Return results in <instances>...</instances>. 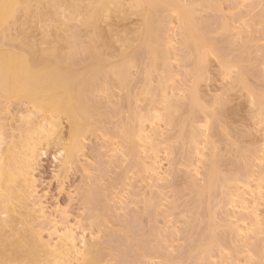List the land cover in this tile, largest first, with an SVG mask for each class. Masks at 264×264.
Returning a JSON list of instances; mask_svg holds the SVG:
<instances>
[{
  "label": "rangeland",
  "instance_id": "obj_1",
  "mask_svg": "<svg viewBox=\"0 0 264 264\" xmlns=\"http://www.w3.org/2000/svg\"><path fill=\"white\" fill-rule=\"evenodd\" d=\"M180 3L186 8L191 9L192 6L193 14L192 11L190 14L198 21H195V24L199 30L194 27L195 25L190 27L201 32L200 38L203 39L204 36L209 42L215 40L213 49L211 48L214 54L210 53L207 59L203 55L204 52L201 53L203 48L197 51L198 46L195 47L196 52L203 55L201 59L206 60L202 78L199 80L196 78V83L194 73H191L190 69L195 68V63L199 62L195 61L198 55H194L195 52L191 53L193 55L188 54L185 47L187 48L189 43L184 45L188 42L184 41L188 37H182L184 32L181 30V21L189 14L184 16L183 12L180 16L179 11L164 7L159 11L160 15L165 16H160L164 20L160 21L162 24L159 23L160 30L157 27L162 35L158 34V41L161 39L158 45L160 44L161 48H158V53L156 51V57L166 52L167 63H164L165 68L161 70L157 67L158 70L150 71L151 74L148 72L150 70L148 57H145L148 51L147 53L144 51L142 47L144 45L138 46L131 35V32L138 29L140 19L133 15L126 20L108 21L107 26L104 27L109 31L111 42H109L110 48L105 49V52H116L121 49L122 42L125 41L121 40L126 37L130 41H125L129 44L124 45L133 44L130 55L134 63L126 74L129 75L126 77L129 83L123 82L122 84L127 86L121 84L122 86L117 88L113 85L108 86L112 91L102 89L98 85L94 90H89L90 93L86 94L87 100L91 107L92 105L98 107L97 114L103 117L98 116V119L95 115L96 128L80 135L77 141L79 149L77 151V147L73 149L75 152L70 154L69 163L64 162L66 152L62 146L66 141L65 138L69 137L67 136L69 125L64 117L58 120L60 126L57 124L61 134L59 132L57 136L56 134L52 136L56 138L46 139L47 136L41 137L42 135L37 132L39 129L42 130V125L47 127L48 120L44 114H34L36 112L33 109L31 111V106L18 101L8 104L5 112L4 108L7 107H2L4 104L1 103L0 128L4 130L2 131L4 135L0 132L4 139L3 142L0 138L1 150L7 148L5 145L8 142V146L12 143V138L14 140H17L18 136L19 139L24 138L21 137L25 134L23 131L27 132L29 129L30 134L33 135L36 131H33L34 127L40 126V128L36 127L35 132V135L39 133L41 138L36 135L38 140L40 138L38 145L40 148L38 155L35 154L38 158H34L36 161L33 159L35 162L32 163L34 164L32 166L34 169L31 170L32 198L26 202L30 204L27 205L29 207L36 204L37 209L34 207V212L41 213H33V216L36 215L35 217L38 218L33 220L35 222L31 227L34 231H39L42 243L57 245L61 241L60 235L64 238L66 232L74 234L71 235L74 244L80 242L82 239L80 236H84L86 242H89L86 244L91 246L100 264H264V122L259 120L261 117L256 116L258 106L255 107L256 104L250 96L253 94L249 92V95L247 92L251 90L243 87V90L239 89L241 86L238 84L237 87L235 82L239 72L243 71L245 76L243 79L248 87L254 89L255 94L257 91L260 98L264 97L261 95L264 94V0H180L179 7L183 5ZM78 25L72 24V33L70 30V34L75 38L69 36L70 39L74 38L72 42L71 40L70 43L68 42V45L71 44L69 46L71 50L69 49V54L67 53L69 61L75 59L80 62L87 55V37ZM222 25L225 29L221 27ZM28 27V35L39 41L42 34L38 29L39 25L33 23ZM198 40L197 43L201 41ZM193 45L198 44L195 42ZM190 47L192 48L191 45ZM136 48L139 50L136 51ZM187 49L190 50L189 47ZM192 49L195 51L194 48ZM163 50L164 52L159 55ZM79 58L81 59L78 61ZM142 61V65L144 63L146 65L144 69L140 66ZM221 61H228L227 64L231 65L228 68L230 70L226 72L227 75L220 70L223 64ZM157 63L153 66L156 67ZM235 65L240 66L237 68ZM196 70L193 71L197 72ZM146 72L150 77L147 73L146 77L149 80H146L145 84L146 78L143 77ZM160 79L163 81L160 84L164 90L162 91L164 95L160 93L164 96L162 98L171 102L172 105L169 104V107L173 106L172 109L176 107L179 110L178 112L176 109L178 115L176 112L173 115L174 110L167 106V110H171L170 115L172 113L175 116L174 119L177 118L176 116L183 118L187 115V109H190L188 101L194 93L189 89L194 88L193 83L196 85L193 103L194 105L198 103V106H194V110L191 108L195 112H192L195 118L187 120L185 118L181 122L182 128L185 120L187 123L189 121L183 126L184 133L181 131L178 135L184 138V140L179 138L180 143L175 140L181 129L178 128L180 121L173 123L172 126L169 122L173 117L172 120L169 118L171 121L168 120V123L165 120L167 116L163 118V113L167 114L168 111H163L166 106L163 102L160 103V91L155 94V99L152 97L153 101L149 98L150 94L148 97L143 93L149 91V84L151 90ZM109 80L111 81L110 78ZM106 92H109V95ZM190 93L191 96H188ZM263 97L261 100L264 99ZM95 106L94 108L97 109ZM107 111L111 112V115ZM105 112L108 114L106 117ZM29 116L36 118L31 120ZM136 116L140 117L141 121L137 122ZM25 118L33 122L31 123L34 125L33 129L31 124L27 129L29 126L27 123L26 126H22L23 129L19 127L26 122L23 120ZM42 121L46 124H41ZM190 121L192 123L194 121L193 124L191 123L194 128L193 133L187 131L191 126ZM175 124L178 130L175 129ZM20 131L24 133L21 136ZM185 132H188L187 135ZM30 134L26 136L32 137ZM194 134L197 138H191L190 141L188 136ZM43 138L46 139L44 142ZM60 138L63 139L60 141ZM67 140L69 141V138ZM212 163L216 164L214 167H219L217 170L215 168L218 176L217 179L214 178L215 183L212 180L215 184L214 191L213 188L207 190L208 197L211 194L208 199L211 202L209 201L210 205L208 203L206 207L204 203L207 196L204 193V196L203 194L200 196L202 193L200 188L204 190L206 187V178L210 177L214 168L209 167ZM224 175L225 180L232 187L224 188L227 184L225 182L220 191L223 180L221 178H224ZM189 183L192 186H189ZM223 188L228 191L235 188L232 191L236 194H231L233 199H230L232 198L230 195V200L221 196L225 191ZM197 190L200 193H197ZM219 202L222 203L221 206L218 205ZM209 207H211L210 211L214 208L212 210L214 213L211 212V215ZM92 212L95 215L97 213L99 219L94 220V223L90 221L92 223L90 224ZM196 212L199 215L196 217L197 220L194 219ZM209 216L214 222L212 225L219 226V228L215 227L217 230L215 231L217 235L214 233L215 238L213 234H210L211 238L209 233H206L210 232L208 226L211 224L208 222L206 225L210 220ZM83 227L86 229L84 230ZM213 230L211 229V232ZM210 240H214L215 245L212 241L210 244ZM204 245L210 248L212 246L211 250L200 251L202 246L205 247ZM208 251L210 252L207 254ZM66 258L68 257H64L67 264L77 263L76 260H71L72 258L66 261ZM79 263L81 264V261Z\"/></svg>",
  "mask_w": 264,
  "mask_h": 264
},
{
  "label": "bare ground",
  "instance_id": "obj_2",
  "mask_svg": "<svg viewBox=\"0 0 264 264\" xmlns=\"http://www.w3.org/2000/svg\"><path fill=\"white\" fill-rule=\"evenodd\" d=\"M168 1H170V3ZM168 1L167 0H0V105L1 103L4 104L2 107H7V108H4V111L5 109L7 111L8 104H10L12 101H18V102H22L23 104L25 103L31 106L32 107L31 111L33 109L36 112V113L33 112L34 114H37V113L44 114V116H46L48 121H47V127H44V125L41 126L42 130L39 129V131H37V128L38 127L40 128L39 125H36V127L37 126L38 127L37 128L34 127L33 129L34 125L31 124L33 122H29L30 119L31 120L33 119L32 118L33 115H31L32 117L29 116L30 117L29 120L27 118L23 119L26 122L23 121L24 124L21 126L19 125V127L24 126L26 123H27V126L31 124L33 131L36 130L37 132H39L42 135L41 137L47 136L45 137L46 139L51 138L54 134H56L57 136L59 132L61 134V131H58L57 124L60 123V121L58 122V120H61L60 118L64 117L69 125L68 127L69 133L67 135L69 136L67 137L69 138V141L67 140V138H65L68 143H65L66 141H64L65 144L63 142H62L63 144L62 143L60 144H62L63 150L66 152V158H65L66 161L64 162H68L69 157H71L70 154L72 155L73 152H75L73 149H76V147L79 145V142L77 143V141H79L78 139L80 135H82L86 131L94 130L96 128L95 127L96 125L94 126V122L96 118H98V116H100L101 118L102 116L99 113L97 114L98 107L95 105H92L93 107H91L89 100H87L86 94L90 93L89 90L90 89L94 90V88H97L98 86H100L102 87V89L104 88L105 90L109 91L110 87L108 89V86L113 85L115 88H117V87H121L122 85H124L122 84L123 82L125 84L129 83L128 79L126 78V77H129V75H126V74H128L127 72L129 71L128 68H130L131 64L134 63L133 62L134 60L131 58L132 56L130 55L132 51V49L130 48L131 46H133V44L125 46L124 44L125 43L129 44L127 42L130 41L129 38L126 37L125 39L123 38L121 40V41L123 40L127 41V42L125 41L122 42L123 44L121 46L123 47H121V49H119L116 52L111 51L110 52L111 55L109 52H105L104 51L105 49L110 48L109 42H111V38H110L111 36H109V31L105 30L104 25L107 26L108 21L113 22V21H118V20H126L130 16H133V15L137 16L140 19L139 25L137 27L138 29L137 30L135 29L133 32H131L132 34L131 33L130 34L132 35L133 39H135L134 41L138 43L137 44L138 46L144 45L142 46L144 47L143 48L144 51L146 53L148 51V54H146V56L144 55L146 58L147 57L149 58L152 55L149 59L147 58V61L150 64L146 61L150 67V70L149 68L147 69L149 70L148 72L150 73V71L158 70L157 67L161 70L162 68H165V64L167 63L166 52H164V50L159 53V55H161L164 52L160 57H156V51L158 50V48L159 49L161 48L159 46L160 44L158 45V42H160L161 40L160 39L158 41V38H159L158 34H161L159 33L160 32L159 30L161 28V25L159 23H161L162 22L161 20H163L162 18H160V16H165V15H160L161 12L159 13V11L163 9V7L165 9H173L177 12L179 11L180 16L183 14V12L185 14L184 16H186V14H189L185 17L187 22L185 21V19H183V17H181L183 19L181 21L182 22L181 30H183L184 32L182 33L183 35L182 34L181 35L183 38L186 36L188 37L187 38L188 40L185 38L184 41H188V42H186L184 45L189 43L192 46V48L195 49V51H193V49L188 44L187 48L189 47L190 50L185 47V49L188 50L187 51L188 54L193 55L195 52L194 55L197 54L199 57V58L197 57L195 60L196 62L197 60L199 61L195 63L196 67L193 69H190V71H192L191 73H194L193 76L197 83V80L202 78L203 71L205 68L204 66L206 65V60H203V58L201 59V57L205 55L206 56L205 58L207 59V56L210 53L214 54L213 53L214 51L212 52L211 48L213 49L212 47L214 45L213 41L215 42V40L209 42V40L203 36L202 38L204 39L206 43L202 41L203 39L200 38L201 32L200 33L197 32L194 28L196 27V29H198V27L195 24L198 21L194 20L195 17L193 18L192 15L190 14L191 11L193 10L192 6L190 9V7L186 8V6L183 3H180V5L183 4L184 6L182 5V7L181 6L179 7L180 0H175V2L172 0H168ZM187 6H190V5H187ZM184 7L186 10L184 9ZM167 13L169 12L167 11ZM192 14H193V11H192ZM190 18L192 19L189 20ZM189 21H192V22L189 23ZM76 22L79 25L76 24ZM33 23H36L39 25L38 29L42 33L39 41H35L32 36L28 35V30H29L28 26H30ZM74 23L75 25H78L80 29L84 31L82 32L85 33L87 37V42H86V47H87L86 54L87 55L84 58H82L80 62H77L74 59L75 62L77 63H75L74 60L69 61L67 58L68 57L67 53L69 54L68 51L70 49L69 46L71 45V44L68 45V42L70 40L72 42L73 39L75 38L73 34H70V30L72 33L71 27H72V24ZM190 26L191 27L194 26L193 27L194 29L191 28ZM157 27H159V30L157 29ZM221 27L224 28L225 26L222 25ZM71 35L74 37L73 39L69 38V36L72 37ZM107 36H109V38H107ZM198 39H200L202 43H200L201 41L197 43L199 41ZM156 40H157V43H156ZM195 42L198 45L196 46L193 45L195 44ZM207 43H209L210 45L209 44L206 45ZM195 47H197L199 50H197V48ZM201 48H203V50L201 51V53L204 52L203 55L202 54L200 55L199 53L196 52V50L200 51ZM208 49L210 52L208 51ZM137 50H139V48L138 49L136 48V51ZM133 52L135 51L133 50ZM105 53H109V54H105ZM153 57H155L156 59H154ZM70 58H72L71 54H70ZM80 59L81 58H79L78 61ZM150 59H153V61L155 60L154 64H156L158 61L156 67L153 66L154 64H152L154 68L150 66L151 63L153 62ZM143 61L140 65L142 66V69L146 67L145 63H144L145 66L142 65ZM224 62L223 64L220 63V66L222 64L220 70L226 73L227 71L230 70L228 68L231 67V65L227 64L228 61L225 62L226 64ZM198 63H199V66H198ZM200 63L202 64V66ZM235 66L238 68L240 65L239 66L235 65ZM198 68H201V69H198ZM193 70H196L197 72H194ZM244 70L246 71V69ZM148 72L144 73L143 79L146 78L144 80V83L147 80L146 74ZM242 72H239V77L237 76L235 80L236 85L237 87H238V84L239 86H241L239 87V89H242L243 87V88H246L247 90H251V91H247L246 89H244L248 93L250 92L251 94H253V95H250L249 93L251 98H253L252 100L254 104H256L255 107L258 106V109H256V112L258 110V112L256 113V116L257 117L259 116L258 118L261 117L259 120L264 122V106H263L264 99L261 100L263 96H261L260 98V94H258L257 91L255 94L254 89L252 90L251 88L248 87L247 83L244 80L245 79V76L243 75L244 72L243 73ZM149 73H148L149 75L148 77H150V74H151ZM227 74L228 73H226L225 75ZM109 78L111 79V81L109 80ZM161 79L163 80V77ZM161 79H160V82L157 83L158 86L157 85L153 86L154 89L152 87V89L150 90L151 84L149 83H148L150 85L148 87L149 91L146 90L147 88L146 85H145L146 88L143 87V89L145 88L146 90L143 93H145V95H148V97L150 94L149 98H151V101L155 99L154 97L156 93H158L159 91H160L159 94L162 91L164 92V90L162 89L163 87L160 84L161 82H163ZM96 85L98 86L96 87ZM124 86H127V85H124ZM160 86H161V89H160ZM192 86H194V88H192ZM192 86L190 87L192 89H189V91L191 90V93L194 92L193 95H195V91H196L195 83H193ZM155 88L158 90L156 91ZM124 89H126V87ZM152 90H154L155 93ZM147 92H150V93H147ZM106 93L109 95V92H106ZM191 93L188 96H191ZM193 95L190 98L188 97L190 101H188L189 103L188 102L187 103L189 104L190 107L187 106V108L189 107L190 109L189 110L187 109V115L183 118L176 116L177 118L174 119L175 116L173 115L178 110V108L175 107L172 109L171 107L173 106L169 107V104L172 105L171 102L168 101L166 98H162L164 96L160 94V103L163 102L164 106H166L163 111L165 112L168 109L167 106L172 111L174 110L173 115L171 113L172 116L170 115L171 110L170 111L167 110L168 111L167 114H165L166 112L163 113V118H166L164 116H167V119H165L167 120V123L172 120L171 117H173V120L169 122L171 125L173 123H178L179 121L181 123L185 118L186 120L195 118L194 116H192L195 113L193 111L195 108L193 107L194 106L197 107L198 103L194 105L195 103H193L194 102ZM261 95H264V94H261ZM94 106L97 107V109H95ZM191 108H193V110H191ZM0 109H1V106H0ZM93 110L96 111V114H94L95 111ZM107 112L108 114L111 115V112L110 113L109 111ZM107 112H105L106 113L105 117L108 115ZM192 112L194 113L192 114ZM95 115H96V118H95ZM112 115H115V114H112ZM138 116L140 115L138 114ZM35 118L36 117L34 116V119ZM139 118L140 117L137 118V122L141 121L140 120L141 118L140 119ZM186 120L183 123V126L189 123V121L187 123ZM180 123L178 124V126L182 125V123L181 124ZM191 123L192 122L190 121V124ZM41 124H46V123L42 121ZM192 124L190 127L186 125L189 129H187V127L185 128L187 129V131H190L191 133H193L192 131H194ZM175 126H176L175 129L178 130L177 129L178 126L176 124ZM183 126L182 128L181 126L178 127L181 129L179 130V133H177V136L180 135L181 131H183L184 129ZM191 127L192 129H190ZM28 128H30V125L27 127V129ZM1 129L2 127L0 128V130ZM22 129L20 130L23 131ZM2 131L4 130L2 129L0 132L3 133ZM21 131L19 132V134L21 133ZM23 132L25 134L23 133L24 134L23 135L21 133L20 136L23 135L21 137H24V138L19 139V136H18L17 140L15 139L17 142L12 138V141H11L12 143L9 146L7 145L9 144V142L8 143L6 142L7 144L5 146L7 148H4V150L0 149V264H64L66 263L64 259L65 256H67L69 260L71 258H72L71 260L73 259L74 261L76 260L75 261L77 262L76 264H80L79 261H81V264H98L99 262H98V259L96 258L97 255L94 254V252H92L91 246H88L89 244L88 245L86 244L88 241L86 242L84 236H80L82 237L80 242L78 241L79 243L74 244L72 242L73 241L72 236L74 234L73 233L71 234L70 232H66L69 236H67V234L65 233L66 235L64 234L65 235L64 238H61L63 236L60 235L61 236L60 243H58L57 245L55 244L56 246L52 245L53 246L52 247L51 245H49V243H46V242L42 243V241L40 240L41 237L39 236L40 233L38 234L39 231L36 232L33 230L34 228L31 227V225L34 224L33 222H35L33 220H36L38 218V217L37 218L35 217L36 215L33 216V213L36 214L37 212V211L34 212L35 210L33 209L34 207H36L35 209H37V206L35 202H32L35 204V206L31 205L29 207L27 205H30V204H27L26 201L29 199L31 200L32 198L31 195H32L33 189L31 187L32 185L31 177L33 176H32L31 170L34 169V168L32 169V166L34 165L32 163L36 161L35 160L36 157L38 158V156L35 157V154L38 155L39 153L40 147L38 145H39V140L41 137L39 133H36V135L38 134L39 135L38 137H40L38 140L37 136L35 135V132L33 135H35L36 137L30 134L29 129L27 132L26 131H23ZM182 133H184V131ZM182 133L181 135H183ZM185 133L187 135L188 132H185ZM28 134L32 136V137L28 136L30 137L29 139L26 136ZM184 137L186 136L184 135ZM0 138L2 139V135ZM33 138H36V139H33ZM45 138L41 140L44 142ZM54 138L56 137H52V139ZM179 138L180 137L178 136V138L175 140L179 141ZM191 138L196 139L197 136H195V134L188 136V139H190V141H192ZM62 139L63 138H60L59 140L61 141ZM181 139L184 140V138H180V140ZM2 140L4 142V139ZM42 141L40 142L42 143ZM194 141L195 140H193V142ZM182 142L183 141H181V145H183ZM78 149L79 147H77L76 151ZM215 165L216 164L213 165L212 163V165H210L209 167L213 168ZM215 168L217 170L219 167H214L213 170L211 171L212 173L209 172L210 177L207 176L206 178L207 180L205 182H207L206 184L207 188L205 187L204 190L200 188V192H202L200 196L203 193L207 196L206 203H204L205 206L206 205L208 206V203L210 201L208 199L209 197H211V194H209L210 196L208 197L207 190L209 191L213 188L212 191H214V188H215L214 183L216 180H214V178L218 176L216 175L217 172ZM233 169H237V168L233 167ZM206 171L208 172V169ZM218 172L220 173V171ZM225 177L226 176L224 175V178H221V180L223 179L224 182L223 180L221 181L222 183H221L220 191L222 190V186L225 185L226 183L227 184L224 186V188L232 187L228 184L229 182L225 180ZM212 180H214V183L212 182ZM230 180H232V178ZM232 183H235V181ZM212 184H213V187H211ZM188 185L192 186L190 185V183ZM224 188H223V191L225 190L224 192L226 194L222 192L223 195L221 194V196L223 198L228 197V199L231 196L232 198L230 199H233V196L231 194L233 195L236 194L234 193V191H232L233 188L230 191ZM192 191H194L193 187H192ZM196 192L198 193L199 190H197ZM197 196H199V194ZM201 204L203 205V203ZM219 204L220 206L222 205L221 202H219L218 205ZM210 208L211 207H209V211H210ZM213 209L214 208H212V210ZM212 210L210 211V215L212 214L211 212H213ZM218 210H220V208H218ZM93 213L94 212H92V215H91L93 217L92 218L90 217L89 219V222L93 221L92 223H94L95 222L94 220H97V218L99 219L98 214L96 213L95 215L94 213L93 215ZM37 214H41V213L38 211ZM215 214H217V211L215 212ZM197 216L199 217V215H197V212H196L194 219ZM42 217L43 216H41V218ZM208 219L210 220L207 221L206 225H208V222L211 225L208 226L209 227L208 230H210V232L206 230L208 231L206 233H209V236L210 234H213V237H214V233L215 231H217L215 227L219 228V226L218 224L217 226L212 225L214 222H212L210 216L208 217ZM195 220H197V218ZM213 220L215 221V219ZM92 223L90 222V224ZM85 229L86 228H84V230ZM211 229H214L213 232H211ZM215 234L217 235V232ZM57 237L59 238V236ZM211 241L212 240L208 242L212 244L214 240L212 242ZM215 243L213 242V245H215ZM207 245H204L206 248L202 246L200 248V251L202 250L203 252L204 250V252H206L207 250H211L212 246L210 248V246H207ZM202 248H205V249H202ZM209 252L210 251H208L207 254ZM68 254L70 255L68 256ZM204 254L205 256H207L206 253ZM71 255H73L74 257H70ZM57 256L61 258H58ZM205 256L203 255V257ZM68 258H66V261H68L67 260Z\"/></svg>",
  "mask_w": 264,
  "mask_h": 264
}]
</instances>
